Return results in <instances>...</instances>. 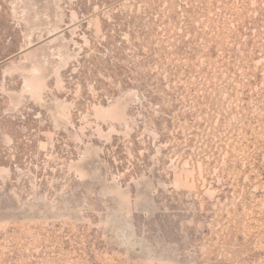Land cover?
Wrapping results in <instances>:
<instances>
[{
    "label": "rangeland",
    "instance_id": "obj_1",
    "mask_svg": "<svg viewBox=\"0 0 264 264\" xmlns=\"http://www.w3.org/2000/svg\"><path fill=\"white\" fill-rule=\"evenodd\" d=\"M0 264H264V0H0Z\"/></svg>",
    "mask_w": 264,
    "mask_h": 264
}]
</instances>
